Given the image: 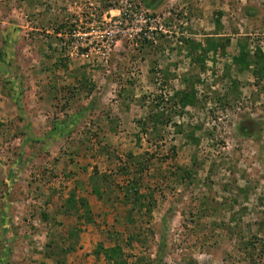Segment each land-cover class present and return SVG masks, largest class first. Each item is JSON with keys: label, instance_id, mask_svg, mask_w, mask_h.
Returning a JSON list of instances; mask_svg holds the SVG:
<instances>
[{"label": "rangeland", "instance_id": "obj_1", "mask_svg": "<svg viewBox=\"0 0 264 264\" xmlns=\"http://www.w3.org/2000/svg\"><path fill=\"white\" fill-rule=\"evenodd\" d=\"M0 264H264V0H0Z\"/></svg>", "mask_w": 264, "mask_h": 264}, {"label": "built area", "instance_id": "obj_2", "mask_svg": "<svg viewBox=\"0 0 264 264\" xmlns=\"http://www.w3.org/2000/svg\"><path fill=\"white\" fill-rule=\"evenodd\" d=\"M79 33H80V32H78V31H76V30H73V32L70 33L71 38L76 39V38H77V35H78Z\"/></svg>", "mask_w": 264, "mask_h": 264}]
</instances>
